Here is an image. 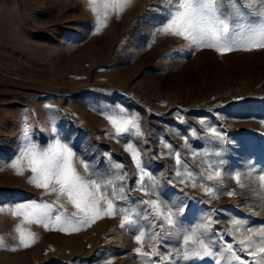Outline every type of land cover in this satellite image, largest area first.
<instances>
[{
  "label": "rangeland",
  "instance_id": "obj_1",
  "mask_svg": "<svg viewBox=\"0 0 264 264\" xmlns=\"http://www.w3.org/2000/svg\"><path fill=\"white\" fill-rule=\"evenodd\" d=\"M167 3L0 0V264H229L228 243L245 264L259 260L241 253L239 240L248 227H264V182L259 181L264 174V49L221 55L210 48L193 51L181 37L157 34L156 26L166 17L159 8ZM101 19L106 26L97 33ZM114 107L138 116L139 130L129 126L117 136L107 118ZM212 129L225 139L218 140ZM26 133L41 148L58 136L68 142L89 164L87 173L77 165L86 179L114 180L117 189L125 184L128 199L119 200L117 192L113 202L126 211L106 215L101 200L100 216L70 233L57 230V224L45 229L12 215L14 202L33 199L53 204V216L78 213L63 197L30 184L26 161L23 175L11 167ZM128 144L139 152L145 172L158 181L155 191L147 176V193L133 190L139 170ZM220 160L223 166L216 167ZM249 169L251 175H245ZM236 172L244 187L233 178ZM115 173L125 181L115 180ZM209 175L212 180L206 179ZM204 187H212L218 198ZM174 190L193 198L178 218L183 223L160 229L157 216L155 230L167 235L163 241L160 235L149 241V220L155 213L135 198L158 200L162 211L165 203L175 211L169 202ZM107 191L112 198V187ZM229 191L236 194L228 196ZM125 215L135 221V230ZM208 217L210 230L185 245L183 238L190 234L185 230ZM233 220L246 223L234 225ZM17 228L29 237V247L20 246ZM139 230L146 233L141 241L135 238ZM198 239L213 241L225 259L183 260Z\"/></svg>",
  "mask_w": 264,
  "mask_h": 264
},
{
  "label": "snow or ice",
  "instance_id": "obj_2",
  "mask_svg": "<svg viewBox=\"0 0 264 264\" xmlns=\"http://www.w3.org/2000/svg\"><path fill=\"white\" fill-rule=\"evenodd\" d=\"M122 3H128L129 0H121ZM108 7V5H105ZM244 9H247L245 11ZM162 14L166 13L164 21L156 26L157 34H168L175 37H181L188 41L191 50H198L203 48H210L217 51L219 54L224 55L232 51H252L257 49H264V0H168L167 5H162L159 8ZM106 15V13H105ZM105 22L101 19L99 26L95 31L99 33L101 28L105 27ZM111 112L107 116L109 121L116 129V135L119 136L122 132H128L129 126L132 129L139 130L138 120L136 115H130L122 107H114L108 110ZM215 137L223 141L225 138L212 129ZM71 142V141H69ZM171 147V145H168ZM128 150L132 151L133 159L136 162L137 169L139 170V179L133 181V190L145 191L147 193L148 186L145 185L144 179L147 176L151 182L152 190L155 191L158 181L155 177L145 172L138 151L134 150L132 144H128ZM216 155H220L216 153ZM177 164H181L179 153L176 154ZM27 162V169L32 175L28 182L33 184L36 188L42 189L45 194H56L57 198L63 197L69 204L73 205L78 213L70 215L63 212H58L53 216L54 205L47 202H37L36 199L30 202H14V207L10 209L12 215L21 216L25 220H30L33 223L42 225L45 229H49L52 224L59 225L57 230L72 232L79 231L80 227L88 225L95 221L100 216V209L98 207L101 200L107 205L106 215L121 214L126 211L121 207L116 209L114 199L117 198V192L120 194L119 200H127L128 196L125 194L126 185L121 183L117 189L115 181L110 179H86L77 170V165H80L84 172H89V164L81 160L76 152L69 147V143H62L59 136L54 143H49L46 147L41 148L37 142H33L32 138L26 133L25 141L22 144V151L19 152V158L11 163V167L17 170L18 175H23L25 169L22 168V163ZM223 160H220L216 167L223 166ZM116 169L122 168L121 164L114 166ZM252 169H249L245 175H251ZM188 175L191 177L192 173ZM221 173L216 172V177H220ZM115 180L121 182L125 181L126 177L122 174L115 173ZM179 177L180 173L176 172ZM236 182L244 187L241 183V173L236 172L233 177ZM207 180H212L213 176L206 177ZM259 181L264 182V174L259 175ZM181 184L187 182L183 179L178 181ZM169 184L171 181L168 182ZM112 187V198L108 197V188ZM192 183V187H195ZM104 189L102 192L101 189ZM204 191L210 193L213 199L218 198L217 194L213 191L212 187H204ZM228 196H234L236 193L229 191L226 193ZM136 202L141 205L148 206L152 209L155 215L149 220L148 239L151 241L157 235H160V240L163 241L166 233H158L155 225V218L158 216L162 221L160 229H163L165 224L171 227H176L177 224L183 222L178 218L183 215L187 200L193 199L185 197L180 190H174L171 193L170 203L173 204L175 211L168 207L165 203L164 210H161L160 202L153 201H140L135 198ZM179 201V203H175ZM200 203H203L202 201ZM0 205V209H2ZM63 209V205L59 206ZM191 211V208L187 209ZM148 219V215L142 217ZM124 219L128 221L125 215ZM130 230L136 229L135 221H128ZM211 218H206L205 223L198 224L195 228L186 229L190 233L183 238V243L188 245L193 241L194 235L197 233H206L210 230ZM234 225L246 223L241 220H233ZM124 227V224H121ZM20 237V246L27 248L30 246L29 237L17 228ZM252 233L259 237V242L252 238ZM146 233L139 230L136 235V240L141 241ZM204 239H207L206 237ZM204 239H198L196 246L190 251L184 252L182 259L191 261L193 258H213L215 260H224L225 255L223 252L215 251L213 248V241L209 240L207 243ZM223 239V237H221ZM233 245L228 243L225 245V252L230 253L227 257L229 264L234 260L237 264H245L241 257L232 251ZM16 250V249H11ZM140 255H147L141 252L140 248L135 250ZM239 251L254 258L259 256L256 264H264V227L256 229L248 227L243 234V238L239 240ZM156 255L163 256L160 253ZM169 259L172 254H167ZM153 264H156L153 261Z\"/></svg>",
  "mask_w": 264,
  "mask_h": 264
}]
</instances>
